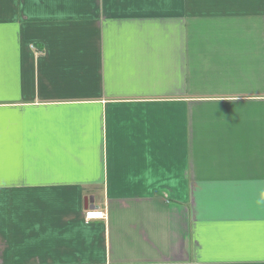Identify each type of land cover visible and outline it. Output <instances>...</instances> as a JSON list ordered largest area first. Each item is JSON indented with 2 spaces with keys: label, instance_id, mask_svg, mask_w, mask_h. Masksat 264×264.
Returning <instances> with one entry per match:
<instances>
[{
  "label": "crops",
  "instance_id": "1",
  "mask_svg": "<svg viewBox=\"0 0 264 264\" xmlns=\"http://www.w3.org/2000/svg\"><path fill=\"white\" fill-rule=\"evenodd\" d=\"M0 264H264V0H0Z\"/></svg>",
  "mask_w": 264,
  "mask_h": 264
},
{
  "label": "built area",
  "instance_id": "2",
  "mask_svg": "<svg viewBox=\"0 0 264 264\" xmlns=\"http://www.w3.org/2000/svg\"><path fill=\"white\" fill-rule=\"evenodd\" d=\"M107 214L108 213L104 210H89L86 212V218L87 220H91L94 218H106Z\"/></svg>",
  "mask_w": 264,
  "mask_h": 264
}]
</instances>
